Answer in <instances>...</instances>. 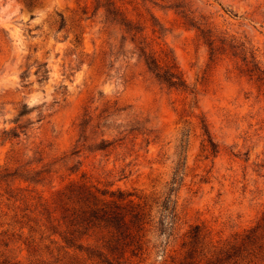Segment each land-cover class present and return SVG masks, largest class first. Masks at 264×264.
I'll use <instances>...</instances> for the list:
<instances>
[{
  "label": "rangeland",
  "instance_id": "374dc122",
  "mask_svg": "<svg viewBox=\"0 0 264 264\" xmlns=\"http://www.w3.org/2000/svg\"><path fill=\"white\" fill-rule=\"evenodd\" d=\"M113 1L122 22L105 0H0V168L44 169L28 188L49 199L82 176L162 196L178 167L177 220L140 263L159 264L190 227L226 239L264 210V0ZM142 46L186 87L156 79ZM82 121L115 145L71 154ZM16 245L0 251L24 260Z\"/></svg>",
  "mask_w": 264,
  "mask_h": 264
},
{
  "label": "trees",
  "instance_id": "16d2710c",
  "mask_svg": "<svg viewBox=\"0 0 264 264\" xmlns=\"http://www.w3.org/2000/svg\"><path fill=\"white\" fill-rule=\"evenodd\" d=\"M105 1L102 6L106 11L122 22L124 15L115 1ZM124 26L125 30H132ZM135 36L136 30L132 34ZM139 50L145 66L156 79L168 87H186L172 59L162 65L145 47ZM43 66L46 64L36 71L42 78L48 72L46 67L41 69ZM257 80L263 83L264 76L258 75ZM88 122L79 123L80 133L71 154L82 150L104 151L115 145V141L105 139L93 143ZM202 128L213 144L205 123ZM7 133L18 136L14 131ZM121 140L123 137L118 138ZM44 172V169H32L29 164L14 169L0 168V185H4L0 186V199H4L6 208L0 214V246L8 248L17 244L18 250L26 254L24 260L17 259L9 254L14 250L8 249V253L4 249L5 252L0 251V264H140L148 251V234L158 239L168 236L177 220L172 196L182 179L178 167L164 194L153 198L137 195L136 191L109 189L106 184L99 185L82 176L47 199L28 188L31 183L41 182ZM14 182L27 185H14ZM159 264H264V210L250 226L226 239L214 240L201 226L190 227L181 239L179 252L168 255Z\"/></svg>",
  "mask_w": 264,
  "mask_h": 264
}]
</instances>
